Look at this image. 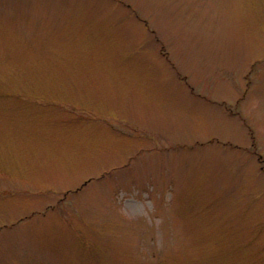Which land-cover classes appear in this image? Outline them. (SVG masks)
<instances>
[{
    "label": "rangeland",
    "instance_id": "rangeland-1",
    "mask_svg": "<svg viewBox=\"0 0 264 264\" xmlns=\"http://www.w3.org/2000/svg\"><path fill=\"white\" fill-rule=\"evenodd\" d=\"M0 264H264V0H0Z\"/></svg>",
    "mask_w": 264,
    "mask_h": 264
}]
</instances>
